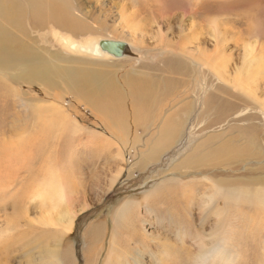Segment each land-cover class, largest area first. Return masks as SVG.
<instances>
[{
    "label": "rangeland",
    "instance_id": "obj_1",
    "mask_svg": "<svg viewBox=\"0 0 264 264\" xmlns=\"http://www.w3.org/2000/svg\"><path fill=\"white\" fill-rule=\"evenodd\" d=\"M17 1L24 9V20L34 26L26 0ZM199 1L75 0L68 4V17L78 24H89L94 31L78 35L50 24L47 30L29 35L34 47L47 55L70 51L56 41L57 34L80 41L91 34L128 41L127 56L117 58L108 52L109 59L97 58L91 66L113 75L122 99L128 76L147 83L148 78L156 80L155 87L161 85L157 90L159 103L155 107L148 104L140 112L150 116L154 108L161 121L178 115L184 126L171 121L168 128L178 130L174 134L176 143L142 170L130 172L161 121L156 120L155 126L145 132L139 120H129V134L117 139L106 131L107 116L96 114L93 106L74 93L51 90L39 83L30 85L10 72L0 71V264H86L90 244L85 233L97 221L106 222L109 234L103 248L101 241L95 240L90 260L105 264L112 215L128 201L138 202L133 204L131 215L140 221L135 225L139 242L146 245V254L140 258L145 264H264V210L256 211L241 195L228 201L224 189L239 185L236 189L264 193V73L255 83L259 88L251 84L249 98L239 83L235 85L247 46L254 47V56L264 63V0ZM129 14H137L141 25L137 32L126 20ZM215 56L219 64H224L225 77L215 74ZM174 96L177 101H170ZM45 106H60L68 119L79 125L73 128L69 121L67 125L49 123L52 108L42 110ZM252 133L255 140H250ZM127 140L129 143L124 144ZM185 140L200 145L202 154L227 145L237 157L219 158L193 171L182 164L189 154ZM134 145L132 156L128 148ZM119 149L124 150V159ZM9 150L13 152L11 157ZM204 170L209 176L219 173L224 178L226 174L229 180L221 184L212 203L205 202L201 194L213 192L212 178H200L196 173ZM179 172L183 176L177 182V196L173 199L162 189L166 198L161 194L156 197L158 187L167 184L166 179L178 178ZM53 184L65 187L74 212L68 230L57 219L58 208L43 198ZM169 202L175 205L171 211L166 207ZM145 203L158 207L146 213ZM49 217L47 226L42 220ZM66 249L71 259L64 263L61 256ZM134 257L129 254L126 259Z\"/></svg>",
    "mask_w": 264,
    "mask_h": 264
},
{
    "label": "bare ground",
    "instance_id": "obj_2",
    "mask_svg": "<svg viewBox=\"0 0 264 264\" xmlns=\"http://www.w3.org/2000/svg\"><path fill=\"white\" fill-rule=\"evenodd\" d=\"M74 1L75 0H26L27 7L30 8L32 18L36 22L35 25L32 26L30 25L31 21L26 22L24 20V16H23L24 9L21 7V2L17 0H0V71L10 72L14 78L19 79L23 82H26L30 85H32V83L33 84L39 83V85H44L45 87L51 90L59 89L62 92L74 93L77 96V98H82L84 99L85 102L93 106L94 108L93 111L96 110L95 111L96 114L100 115L101 113L102 116L103 115L107 116L109 121H106V124L104 125L106 128V131H108L107 133H109L111 136L117 139L120 138L121 140H123V137L129 134V127H130L129 120L131 121L139 120V123L141 122V125L144 128H146L145 129V132H146L149 127L155 126V124L157 123L156 120L160 122L162 117L157 116L158 111L154 108H151V110L153 111V114H151L150 116H148V114L145 115L144 113H141L140 111L143 109H146L145 107L148 106V104L150 106H154L156 104L159 98L157 90H160L159 88L161 85L159 86L157 85V87H155L156 83H158L156 80L148 78V83H147L141 79H137L133 75H130L128 76V78L125 79L126 95H125V99L124 98L122 99L120 95V90L116 84V81L113 75L108 72L103 71L100 68H94L91 66L92 62H94L92 60H95L97 58L98 60H106V59H109V56L111 55V54L109 55L107 51L105 52L101 51L102 48L100 46V42L102 40H114V41L126 42L125 41L126 39L124 38L114 39V38H109V37H103L102 35H100L102 37H99L97 36L98 34H91L92 37L86 38L84 41H80V40H77L67 35L64 36L62 34H57L58 39H56V41L62 47H66L70 51L60 52L57 50V51H53L52 54H48V55L46 54L45 51L37 50L34 47V42L30 40L29 35L31 34L32 31L34 32L45 31L49 28L50 24H54L64 29L65 31L73 32L78 35H81L83 33L89 34L90 32L94 31V28H92V26H90L89 24H83V23L78 24L74 19L68 17V14H69L68 4H71ZM214 1L215 0H213V2ZM202 3L204 2L202 1ZM75 7L76 6L74 5V8ZM126 20L133 27V31L137 32L138 28L141 26L140 21L137 19V14L135 15L129 14ZM44 39L46 38L44 37ZM129 44L131 43L129 42ZM217 53H218V50H217ZM212 60H214L213 63L215 62V64L213 65L215 74H217L218 76L225 77L226 72H225V68L223 67L224 64L223 63L219 64V61H218L219 58L217 56L212 57ZM180 62L184 65V62L182 60L179 61V64H181ZM196 62L194 60V63ZM244 62L245 63L242 66V68L237 69V70H240V73L237 71L238 74H236L235 85L239 83L241 89L246 91L245 96L246 97L248 96L249 98L250 93H251V88H252L251 84L257 83L259 81L258 78L262 76L264 73V63L261 62V60L258 59L256 56H254V47H251V46H247ZM67 63L69 65H63ZM200 63H203V61ZM255 86L259 88L260 84H255ZM257 91L258 90H256L254 93L257 94ZM168 97H171V96H168ZM85 99L88 101H86ZM170 101L176 102L177 99H175V96H174L172 97V100L170 98ZM57 102L59 103V100ZM158 103L156 105H158ZM262 105L264 106V98L262 101ZM36 107L37 109H40V105H36ZM50 108H52L51 110L52 113L50 114L47 120L49 123L56 121V123L60 125L62 123H65L67 125V121H69V124H71V127L73 128H76L79 125L75 121L74 122L70 121V119H68L69 118L68 114H65L64 113L65 110H63L60 106H51V107L45 106L44 108H42V110H50ZM129 113L133 117L129 115ZM60 116H62L63 119H59ZM141 116L144 118H142ZM164 116H166V114ZM173 116L174 115L163 117L164 119L160 123V128L158 127V130L154 132V134L149 138L147 142V148L142 151L140 160L131 167L130 169L131 173L134 172V169L142 170L144 169L145 165L150 164L151 162L154 163L153 162L154 160L158 159L165 150L167 151V149L170 146L176 143V141L174 140V134L176 131L178 133V130L174 132L175 129L172 130V129H169L168 127L172 120L180 122L179 124H181V126H183V123L180 117H178V115H176L175 118H173ZM185 119H186V116H185ZM177 122L175 123V126H178ZM179 131H180V134L183 133V136H184V132L182 131V129ZM100 136L101 135H99L98 137ZM127 137L129 138V136H126L125 138ZM101 140H106V139L104 137H101ZM250 140H255L254 133H252ZM133 141L137 143L135 140ZM140 141L141 140H139V142ZM179 141L180 140H178V142ZM185 141H188L186 149L187 151L189 150L188 151L189 154L187 157L185 155L184 157L185 159H183L182 164L185 167L193 171L194 170L198 171L199 170L198 168L210 165L219 158L237 157V155L233 152V150L227 145H222L220 148L209 150L208 152L202 154L200 145L193 146V145H190L189 140H185ZM127 142L129 143V140L123 143L127 144ZM13 147L14 146H12V149ZM135 147L136 145L128 148L129 149L128 151L131 153L132 156L134 155ZM248 148H246L245 154L248 153ZM16 150L15 152H18ZM132 150H134V152ZM12 153L13 152L11 151L10 157ZM124 153H125L124 150L122 151V149L121 150L119 149V156H121L123 159L125 156ZM244 158H246V156H244ZM178 168L179 166L177 167V169ZM261 168L262 167L260 166V169ZM206 172L207 171H205V173L204 172H200V173L196 172V173L199 174V176H201L200 178L202 177H205V179L208 177L212 178L211 180L213 181V184L210 186L213 187L212 188L213 192L208 193V194L203 193V192L201 193L203 195V199H205V202L212 203L215 199V196H214L215 193L218 192L217 194H219L222 188L221 184L222 183L228 184L229 180L226 174L224 178L220 177L221 174L219 173H214L212 177V176L206 175ZM178 175H179L178 178L174 176L172 178L166 179V180H169L167 184L164 181L165 180L164 179L163 181L165 183L163 182L164 184H162L159 187L157 186L159 190H157L156 193L158 192L159 194H157L156 197L159 198L161 194L162 199L166 198L161 191L163 189L165 190V192L169 193L170 196H173V199H174L177 196L175 195L177 193L176 191L178 190L177 182L180 181L183 176L180 172L178 173ZM168 177H171V176H168ZM66 183H67V180H66ZM54 184L51 185L50 188L47 189L48 194L45 193L44 195L46 197H43V198H46L45 199L46 201L47 199L51 200L53 205L58 208L59 217H57V219H59V221H61L62 223L66 224L65 229L68 230L73 224L74 212L68 205V202H67L68 199H67L66 194L64 193L65 187L54 185ZM182 187H185V186H182ZM237 187H239V185H232L228 188H224L228 192L225 197L228 201L230 199H233L237 195H241L247 198L251 202V204L255 206L256 211L264 210V193H260L258 189H252V188L236 189ZM155 200H156L155 202H158L157 198H155ZM134 203H138V202L128 201L126 203H123V205L118 207L112 215L111 240L108 246V254H107L105 264H139V263L145 264L143 261L140 260V258L142 257V255L146 254V249L144 248L146 247V245L139 242L141 237L139 238L137 237L139 235V232L137 231L138 229L135 225V222L139 221V219L138 218L135 219L134 217L132 218V215H131L133 211L131 209ZM155 204L152 205L151 203H145L144 204L145 205L144 207L146 208L145 212L148 213L150 212V209H154V207L157 208L158 206H155ZM166 205H167L166 207H168L167 208L168 211L173 210V208L175 207V205L173 203L170 204V202H169V205L168 204ZM159 211H163V210H158V212ZM43 219H44V216H43ZM42 223L45 225L47 224L48 226L49 223H51V217H49V219L42 220ZM108 234H109V230L106 225V222L104 221L103 222L97 221L88 227V229L86 230L85 236L88 237V240H89L88 242L90 244L89 245L90 257L93 256V251L91 249L93 248L95 240L98 239L99 241H101V244H102L101 247L103 248L104 247L103 245L107 242L106 237ZM129 254L135 256L134 259H132L131 261L126 259V256H128ZM90 257L89 259H86V264H94L93 259L90 260ZM223 257L224 256L222 253L221 258L223 259ZM61 259L64 263L70 261L71 258H70V255H68L67 253V249L64 250V255L61 256Z\"/></svg>",
    "mask_w": 264,
    "mask_h": 264
},
{
    "label": "water",
    "instance_id": "obj_3",
    "mask_svg": "<svg viewBox=\"0 0 264 264\" xmlns=\"http://www.w3.org/2000/svg\"><path fill=\"white\" fill-rule=\"evenodd\" d=\"M100 46L103 50L113 54L117 58H123L128 54V44L122 41L102 40Z\"/></svg>",
    "mask_w": 264,
    "mask_h": 264
}]
</instances>
